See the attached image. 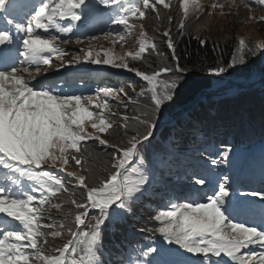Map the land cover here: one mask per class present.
<instances>
[{
	"label": "snow or ice",
	"instance_id": "obj_1",
	"mask_svg": "<svg viewBox=\"0 0 264 264\" xmlns=\"http://www.w3.org/2000/svg\"><path fill=\"white\" fill-rule=\"evenodd\" d=\"M104 4L114 2V0H101ZM243 3V0H241ZM11 0H0V11L7 15L4 17L6 24L12 26L16 32L24 33L23 37H13L8 28L0 29V45L6 46L0 50V60L11 59V48L7 47L16 41H20L23 56V68H17L14 64L0 66V167L8 173L15 174L11 178V184L20 186V178L34 181L42 189L39 200L28 191H22L19 195L4 186H0V213L11 218V221L18 222L13 226L6 222L0 227V264H100L97 258L98 246L102 244L101 225L108 220H118L123 213L131 210V205L138 200L149 184V176L144 174L139 168H133L135 178L129 175L128 165L134 159L143 163L141 155L145 141H149L154 136L157 129V122L163 112L168 110L176 102L180 89L183 88V74L187 69L182 68L175 55L170 31L162 33L167 37V47L172 50L173 59L177 60L175 68L167 65L149 74L139 68H132L128 64V59L137 61L142 59V54L151 49L157 52L158 49L143 23L139 25L140 38L138 50H129L123 56H114L112 50L103 52L105 59L101 60L100 52L95 53L92 63L109 64L112 67L124 68L129 72H134L146 82V87L142 88L138 96L148 98L149 103L145 105L147 110L140 115L121 118L119 128L123 129L125 141L112 143L105 138L109 130L117 127L106 118L104 111L97 113L91 111L89 106L101 107L94 103L93 97H81L77 95H63L54 90L53 86L40 85L37 87L32 83L34 79L31 65H36V73H40V65H50L51 61L45 52L57 53L59 59L64 55L62 49L55 45V36L44 37L37 29L47 32L50 27H54L57 32L67 33L71 31L69 27L61 26L57 18L65 19L70 17L74 21L81 19L74 10L85 5V0H40V3L31 13L28 23L19 22L11 16L9 11ZM232 6H236L235 0H231ZM257 3L264 5V0H257ZM142 8L132 5L124 7V15L115 20L117 24H123L128 28L136 25L129 24V16L136 20L143 21L149 9L157 12V5L163 8H170V3L166 0H142ZM248 7L247 4L244 5ZM13 10L19 9L27 12V5H16L11 3ZM202 7L201 0H180V8L183 11V18L179 24L181 34L186 27L184 20L189 16L190 10L198 12ZM213 12L207 13L209 16L219 8L221 15H224L225 4L214 2L210 5ZM250 20L264 21V17L249 16ZM171 21V18H169ZM157 30H159L157 28ZM124 37L120 36V40ZM200 44H205V40L197 37ZM118 41H114L116 43ZM239 65L247 63L245 51L264 50V42H258L254 48L249 46L243 38L239 39ZM83 52V50H81ZM159 54V53H158ZM93 57L92 50H88L84 55L77 56V61L88 60ZM238 66L237 58L225 66H218L209 69L211 75L220 77L229 68ZM175 71L181 75L170 77L161 81L159 77L162 73H172ZM104 97H119L123 90L105 88L102 90ZM127 96V93L123 94ZM99 99V97L95 98ZM129 102L138 103L137 100L129 98ZM126 106V105H125ZM103 108H107L105 101ZM113 116L116 113H112ZM135 121V125H130L129 121ZM90 126L92 132L87 130ZM142 127V131H141ZM131 129V131H130ZM94 140L101 146L113 148L111 155L110 169L106 176H97L92 169L84 168V155L81 154L82 142ZM231 149H227V153ZM84 152L93 159L96 154L87 148ZM70 162H74L78 172H68V176L75 177L80 188L82 199L75 198L72 192L70 203L76 209L82 210L74 215L75 231L65 223H59L58 229H52V224L41 223V214L54 208L62 210L60 203H52L51 197H56L60 192H68L69 189L63 181L53 175L50 171L43 170L44 165L64 171ZM212 164L217 161L213 159ZM41 169L40 171H36ZM224 181L228 177H223ZM196 185H205L207 181L197 176L194 179ZM35 187L32 191H37ZM46 194V195H45ZM231 191L226 183L221 182L218 190L206 196L205 202H186L182 204H172L171 211H161L154 217L159 221L161 227L157 229L168 244L179 245L188 253L200 255L204 259L200 264H223V258L227 257L232 264H264V252H260L257 257L254 253H243V249L252 244H259L264 248V229L258 230L255 226H246L244 223L232 222L231 212L240 211L243 202H233L229 200ZM242 196L260 195L264 199V193L241 192ZM50 205V208L45 207ZM115 206V207H113ZM90 209L99 212L98 216L92 217L94 224L87 223ZM89 228L90 230H84ZM66 230L71 238L57 247H53L52 255L42 254L41 245H48L51 237L53 241L62 237ZM145 231V229H141ZM35 250L34 253L27 250ZM82 255L77 257V252ZM149 252H157L156 248H150ZM212 257H220L213 260ZM164 264V262H162Z\"/></svg>",
	"mask_w": 264,
	"mask_h": 264
},
{
	"label": "trees",
	"instance_id": "obj_2",
	"mask_svg": "<svg viewBox=\"0 0 264 264\" xmlns=\"http://www.w3.org/2000/svg\"><path fill=\"white\" fill-rule=\"evenodd\" d=\"M97 2L98 6L109 9L114 14L113 19L115 20L124 15V7L136 5L142 8L143 6L142 0H114L107 5L101 0ZM166 2L170 3L168 9L163 8V5H157L159 18H157V12L151 8L143 9L147 14L143 21L129 16V24L138 27L141 23L144 24L148 36L151 38V42L156 44L159 54L149 49L142 54V59L137 61L129 59L127 62L130 67L139 68L149 74L165 65L174 69L177 60L173 59L172 50L167 47V37L162 35L164 31L168 30L175 46V55L179 58L178 63L182 68L187 69L183 74V88L178 90L179 95L176 102L160 116L154 136L144 142L141 151L143 163L134 159L127 167L129 175L135 178V173L131 170L140 166L148 168L154 157L161 160L163 165L161 164L160 168L164 171L168 164L173 162L178 164L180 159L186 161L188 154L191 155V160L194 159L196 156L194 146L197 149L204 147L207 150L208 161L195 160L193 163H183V166L184 171L189 175L201 176L207 181V185H213L212 189H209L212 194L218 190V185L223 180L224 176H221V172H223L224 153L227 149H231V151L234 149L237 153H242L237 158V167L240 172L244 166L246 155L252 152L254 146L264 144V50L245 51L247 63L240 66L239 56L241 53L236 55L234 52L235 32H227L226 26H222L216 31V26L214 29L210 24V18L203 14L190 12L188 18L184 20L186 27L181 34L179 24L183 18V11L175 0H166ZM86 10L92 9L86 6ZM106 24L107 21H104L98 29ZM259 30L261 42H264V25H261ZM197 37L205 40V44L201 45ZM248 43L254 48V40L250 39ZM234 57L238 61L236 68H229L220 77L209 73L210 68L227 67ZM125 71L126 69L119 68L117 76L114 74L97 76L98 82H94L93 79L88 80L81 75L77 77L80 82L87 86L92 84L97 90L102 91L105 88L123 90L120 93L121 98L112 100L108 107V119L117 126L115 130H109V134L105 136L112 143L125 141L123 129L118 127L122 122L121 118L125 115L130 118L140 115L142 111L147 110L145 105L149 103L146 96H138L141 89L147 86L146 82L136 76L134 72H131L133 73L131 76L132 74H127ZM176 75L181 74L175 71L162 73L159 79L163 81ZM60 83L65 85L63 82ZM69 83L74 82L69 81ZM54 89L58 91V89ZM78 89L79 86L74 87L75 92ZM124 93H127V96H124ZM129 98L137 100L138 103L129 102ZM112 113H116V115L113 116ZM129 123L135 125L136 122L130 120ZM175 145L177 149H174ZM85 148L94 152L96 158L88 156L84 152ZM113 151V148L101 146L98 141L82 142L81 154L84 155L82 162L84 168L92 169L97 176H106L107 171L111 170L110 154ZM213 159L217 161L216 164L211 163ZM255 161L262 167L261 153H258V158ZM66 168L63 172L58 167L44 165L43 170L50 171L59 177L69 189L68 192H60L56 197L50 198L52 203L62 205L61 211L50 208V205H45L50 208V211L41 214V223L52 224L54 227L43 229L44 231L60 230L56 227L59 223H65L74 231L76 230L74 215L82 210L76 209L70 203L72 198L70 194L75 192V198L80 200L84 190L79 187L75 177L68 176L67 173L73 171L78 174L84 173L77 169L74 162H70ZM14 176L15 174L8 173V171L4 173V176L0 175V186L10 188L17 195L26 190L37 200L40 199L42 189L36 182L22 177L20 186H14L11 184V178ZM34 187L38 190L32 191ZM228 187L234 188L230 191L236 194L244 191L241 182L235 186L229 184ZM180 194L181 192L175 188L159 184L149 177V184L140 198L132 203L131 210L124 212L122 218L115 221L110 219L101 225L102 244L98 246L97 252L100 264H159L153 256L160 254V250L164 247L174 249L175 252L187 258L189 264H200L204 259L202 256L188 253L179 245L168 244L157 231L161 224L154 217L161 211H171V200L173 202L177 198H182ZM165 198L170 201L167 204H162L161 200ZM188 202L197 201L195 198H189ZM98 215L97 210L90 209L87 223L94 224L95 221L92 217ZM263 219L264 212L260 210L256 217L248 215L245 223L251 224L253 220L261 222ZM81 227L84 228V226ZM141 229H145V231H141ZM84 230L90 229L84 228ZM61 231L64 232L62 237L56 238L55 241L48 237L49 244L41 245L42 254L52 255L53 247H57L71 238L66 230ZM150 248H156L157 252H149ZM27 251L35 252L31 249ZM76 255L79 257L82 253L78 251Z\"/></svg>",
	"mask_w": 264,
	"mask_h": 264
},
{
	"label": "rangeland",
	"instance_id": "obj_3",
	"mask_svg": "<svg viewBox=\"0 0 264 264\" xmlns=\"http://www.w3.org/2000/svg\"><path fill=\"white\" fill-rule=\"evenodd\" d=\"M97 1L98 0H85V5H82L80 8L74 10L78 15H81V19L78 21H74L70 17L65 19L57 18V21L61 26L71 28L70 32H57L54 27H50L47 32H44L43 29H37V32L44 37L55 36V45L63 50L64 55L58 59L57 53L45 52L44 55L51 61L50 65H40L39 67L41 70L39 74L35 71L37 67L36 65H31L30 70L32 71V75L34 77L32 83L37 87L42 84L44 86H53L57 88L58 83L63 82L67 87H64L63 85L62 87L64 88H61L58 91L55 90L56 92L68 96L77 95L81 97H93L94 103L100 105L101 107L89 106L90 110L99 113L103 109L105 117L108 118V107L110 106V102L112 100L120 99L121 95L119 97H104L103 91L95 89L92 84L90 86H87L86 84L84 85L77 77L81 75L88 80L93 79L94 82H98L99 80L97 79V76H101L102 74L105 76L108 74H114L116 76L119 75V67H112L109 64L103 63H92L91 60L95 58L96 52L101 53L99 58L103 60L106 58L103 55V52L106 50H112V54L114 56H123L125 52L129 50H138L140 28L138 26L128 28L123 24L115 23V19H113L114 14L110 12L109 9L98 6ZM175 1L180 6V0ZM214 2L225 4L223 9V12L225 13L224 15H221V10L219 8L214 11L213 15L209 16L207 14L209 12H213L210 5ZM11 3H15L16 5L26 4L28 6L26 13L19 11V9L13 10L12 7L9 8L11 16L26 25L28 20L31 19L32 11L40 3V0H12ZM201 4L202 7L195 13L203 14V16L210 18V24L213 28L216 26V31L221 29L222 26H226L227 32H235L236 46L234 52L236 55L240 53L238 43L240 38H243L248 45L250 39L254 40V44L261 42V32L259 27L264 25V21L258 22L257 20L248 19L249 16L257 18L264 17V5L257 3V0H243V3L241 0H235L236 6H232L231 0H201ZM245 4H247L248 7H245ZM86 6L90 7L92 10L87 11ZM190 12L192 11L190 10ZM6 15V13L0 11V29L8 28L13 37H23L24 33H18L12 26L6 24L4 19ZM104 21H107V24L101 29L94 27V25L102 26ZM120 36H123L124 39L120 40ZM114 41L118 42L113 43ZM7 47L11 48V59L4 61L0 64V66L11 64H14L17 68H23L26 66L21 63L24 58L20 55V52L23 50L20 41H16ZM81 50H83V52ZM88 50H92L93 57H90L88 60L81 59L77 61L75 59L77 56L82 57ZM125 72L127 74H132L131 76H133V73L129 71L126 70ZM69 81L74 83H69ZM75 86H79L77 92L74 90ZM97 97H99V99H95ZM105 101L107 102V108H103ZM86 127L89 132H92L90 126L86 125ZM193 148L196 149V156H194V159L192 158L191 160V155L188 154L186 161L180 159L178 164H175L174 162L172 164H168L166 165L167 168L164 171L160 168V165H163L161 160L154 157L148 168L144 166L138 167L144 174L153 179V181L175 188L181 192L180 195L182 198H177V200L173 202L171 200L170 207L172 204L186 203L189 198H195L197 202H205L206 196L211 195L209 189H212L213 185H196L194 183L195 177L184 171L183 163H193L195 160L199 162L209 160L207 158V150H205L204 147L197 149L194 146ZM174 149H177V146L174 147ZM258 153H261L263 158L262 167H260L255 161V159L258 158ZM241 154L242 153H237L234 149L227 153V158H225L223 163V172H221V176H227L228 180H222L221 182L226 183L227 186H229V184L231 186H235L241 182L244 185V188H248H245L244 192L264 193V144L253 147L252 152L246 155L244 166L239 172L237 167V158ZM6 171V169L1 167L0 175L4 176ZM179 174L181 175L180 177ZM250 185L252 186L251 189ZM229 189H231V187ZM184 194L186 195L184 196ZM229 200L234 203L238 201L243 202L242 210L231 212L230 215L232 222H245L248 215L256 217L258 215V210H264V199H261L260 195H251L249 197L231 195L229 196ZM169 201L170 199L168 200L165 198L164 200H161V203L167 204ZM0 220H3V223L8 222L13 226L18 225V222L11 221V218L6 217L2 213H0ZM252 223H245V225L255 226L258 230L264 229V221H253ZM170 248H162L160 250L161 252H159L160 254L153 256V258L155 257L159 264H162V262H164V264H189L187 258ZM242 251L245 255L251 252L258 257L260 252H264V248H261L257 243L250 245ZM219 259L221 258H213V260ZM223 264H232V262L229 258L224 257Z\"/></svg>",
	"mask_w": 264,
	"mask_h": 264
},
{
	"label": "bare ground",
	"instance_id": "obj_4",
	"mask_svg": "<svg viewBox=\"0 0 264 264\" xmlns=\"http://www.w3.org/2000/svg\"><path fill=\"white\" fill-rule=\"evenodd\" d=\"M242 14V13H241ZM3 63V60H0V64Z\"/></svg>",
	"mask_w": 264,
	"mask_h": 264
},
{
	"label": "water",
	"instance_id": "obj_5",
	"mask_svg": "<svg viewBox=\"0 0 264 264\" xmlns=\"http://www.w3.org/2000/svg\"><path fill=\"white\" fill-rule=\"evenodd\" d=\"M2 46V45H1Z\"/></svg>",
	"mask_w": 264,
	"mask_h": 264
}]
</instances>
